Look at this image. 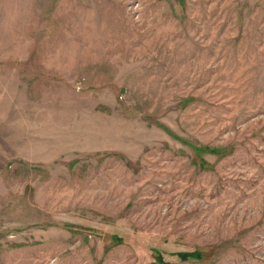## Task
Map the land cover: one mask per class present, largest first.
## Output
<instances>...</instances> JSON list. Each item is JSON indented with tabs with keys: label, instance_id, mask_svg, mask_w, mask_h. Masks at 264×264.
<instances>
[{
	"label": "rangeland",
	"instance_id": "rangeland-1",
	"mask_svg": "<svg viewBox=\"0 0 264 264\" xmlns=\"http://www.w3.org/2000/svg\"><path fill=\"white\" fill-rule=\"evenodd\" d=\"M0 264H264V0H0Z\"/></svg>",
	"mask_w": 264,
	"mask_h": 264
},
{
	"label": "trees",
	"instance_id": "trees-1",
	"mask_svg": "<svg viewBox=\"0 0 264 264\" xmlns=\"http://www.w3.org/2000/svg\"><path fill=\"white\" fill-rule=\"evenodd\" d=\"M184 256V255H183Z\"/></svg>",
	"mask_w": 264,
	"mask_h": 264
}]
</instances>
